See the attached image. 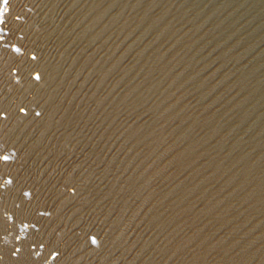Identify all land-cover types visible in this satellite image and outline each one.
<instances>
[{
    "label": "water",
    "instance_id": "1",
    "mask_svg": "<svg viewBox=\"0 0 264 264\" xmlns=\"http://www.w3.org/2000/svg\"><path fill=\"white\" fill-rule=\"evenodd\" d=\"M0 13V264H264V0Z\"/></svg>",
    "mask_w": 264,
    "mask_h": 264
},
{
    "label": "snow or ice",
    "instance_id": "2",
    "mask_svg": "<svg viewBox=\"0 0 264 264\" xmlns=\"http://www.w3.org/2000/svg\"><path fill=\"white\" fill-rule=\"evenodd\" d=\"M8 3H9V0H3V4L4 5H8ZM8 11V8L7 7H5L4 8V12L6 13ZM3 16V13H0V17H2ZM5 21H4V19H2V18H0V24H3ZM16 51L17 52H19L20 51V49H16ZM35 57H33V59H34ZM37 79H39V76H37ZM3 159L5 160V161H7L8 159H9V157L8 156H3ZM9 183H10V181H9Z\"/></svg>",
    "mask_w": 264,
    "mask_h": 264
}]
</instances>
